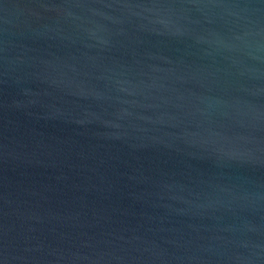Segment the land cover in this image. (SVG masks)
Segmentation results:
<instances>
[{"label":"water","instance_id":"obj_1","mask_svg":"<svg viewBox=\"0 0 264 264\" xmlns=\"http://www.w3.org/2000/svg\"><path fill=\"white\" fill-rule=\"evenodd\" d=\"M0 264H264V0H0Z\"/></svg>","mask_w":264,"mask_h":264}]
</instances>
